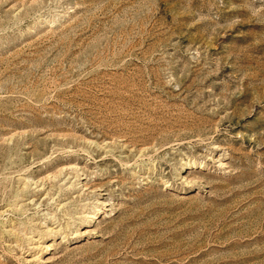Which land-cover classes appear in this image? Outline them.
Segmentation results:
<instances>
[{
  "label": "rangeland",
  "instance_id": "374dc122",
  "mask_svg": "<svg viewBox=\"0 0 264 264\" xmlns=\"http://www.w3.org/2000/svg\"><path fill=\"white\" fill-rule=\"evenodd\" d=\"M0 264H264V0H0Z\"/></svg>",
  "mask_w": 264,
  "mask_h": 264
}]
</instances>
